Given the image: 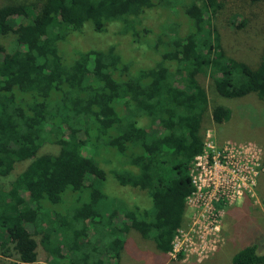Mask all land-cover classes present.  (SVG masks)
Wrapping results in <instances>:
<instances>
[{
    "label": "trees",
    "instance_id": "16d2710c",
    "mask_svg": "<svg viewBox=\"0 0 264 264\" xmlns=\"http://www.w3.org/2000/svg\"><path fill=\"white\" fill-rule=\"evenodd\" d=\"M223 7L224 0H0V36L14 35L11 47L0 42V176L30 160L9 190L0 186V255L10 259L0 264L36 263L40 246L48 254L41 264H119L132 229L159 251L172 249L210 110L199 76L224 98L264 100V50L256 66L226 52L215 22ZM114 21L131 37L128 51L69 50L87 22L104 32ZM231 112L216 104L211 117L221 124ZM48 143L58 152L40 153ZM93 156L113 158L102 160L111 177L148 193L152 210L110 207L109 173ZM68 189L87 190L88 199L64 213L57 205L67 209ZM229 264H264V253L252 243Z\"/></svg>",
    "mask_w": 264,
    "mask_h": 264
},
{
    "label": "rangeland",
    "instance_id": "374dc122",
    "mask_svg": "<svg viewBox=\"0 0 264 264\" xmlns=\"http://www.w3.org/2000/svg\"><path fill=\"white\" fill-rule=\"evenodd\" d=\"M8 1L10 0H3L5 3ZM243 20H246V26L241 29L237 28L236 25ZM215 22L226 52L230 56L245 60L256 66L264 50V0L257 2L224 0V7L216 17ZM13 40V34L0 36V42L7 47L13 45ZM68 45L69 50L74 53L89 49H106L111 45L115 46L120 53H124L130 48L131 37L123 31L118 21L111 22L108 30L104 32H95L92 24L87 22L82 32L73 33L70 36ZM141 53L145 54L144 51ZM141 53L132 50V54H135L138 58L141 57ZM199 80L207 89L210 100V110L202 124L204 138L207 131L210 130L218 145L226 141H232L251 146L260 151L261 162L264 167V100L256 94L227 99L216 93L208 76L201 74ZM216 104L227 105L231 108L232 112L229 120L221 124L214 123L211 117V109ZM58 150L59 146L48 143L43 145L40 153H57ZM87 152L91 153L89 149H87ZM93 158L100 165L103 164L109 173L103 187L105 191L110 193L108 199L105 200L110 207L111 204H116L115 207L121 209L126 204L128 208L136 205L141 207V211L144 208L152 210L153 203L148 193L133 187H119L118 183L111 177L109 163L113 158H110V156H93ZM106 159L109 160V163L102 162ZM29 163L30 160L18 161L8 174L0 176V186L4 191L10 189L12 181L26 169ZM63 197L64 199L69 198V203L65 206L67 209L63 207L64 203L62 204V202L57 206H60L61 212L65 213L67 210L75 208L80 202L87 201L88 191L74 192L68 189ZM221 211L222 216L218 231L219 242L216 248L201 260H198L195 255L189 256L186 261L188 264H229L237 251L252 243L258 245V253H264V169L259 175L253 195L246 194L245 197ZM189 224L190 218L186 211L182 227L188 228ZM128 236V238L134 237L136 240L141 241L140 232L137 230L132 229ZM130 242L127 241L126 247L128 246L130 251L125 253L122 264L163 263L161 258L143 253L141 247L133 251V245H128ZM95 243L92 244L95 246ZM142 244L150 248L154 246L151 237L145 238ZM39 249L40 260L33 264H41L47 260V252L41 246ZM100 251L101 249L97 253ZM129 255L130 257L127 259ZM168 256L171 259L169 254ZM9 260L0 255V261L9 262Z\"/></svg>",
    "mask_w": 264,
    "mask_h": 264
},
{
    "label": "built area",
    "instance_id": "2783aa9c",
    "mask_svg": "<svg viewBox=\"0 0 264 264\" xmlns=\"http://www.w3.org/2000/svg\"><path fill=\"white\" fill-rule=\"evenodd\" d=\"M263 169L260 151L232 141L218 145L208 130L203 152L190 167L194 188L186 199L190 224L176 231L168 252L171 259L186 262L189 256L207 257L219 242L221 210L246 194L253 195Z\"/></svg>",
    "mask_w": 264,
    "mask_h": 264
},
{
    "label": "crops",
    "instance_id": "0c3cea01",
    "mask_svg": "<svg viewBox=\"0 0 264 264\" xmlns=\"http://www.w3.org/2000/svg\"><path fill=\"white\" fill-rule=\"evenodd\" d=\"M141 235V234H140ZM132 240H133V244H132V241H131V243L130 244H128L129 246L130 245H133V251L135 250V249H138V248H142V252L143 253H145V254H151V255H153V256H155V257H158V258H161V260H163V263L162 264H168V263H170V262H172V263H170V264H188V262H183V261H181V260H172V259H170L169 258V256H168V253H164V252H161V251H159L157 248H156V246H155V244H154V242H153V248H150V247H148L147 245H145V244H142V241H145V238L144 237H142V235H141V241H138V240H136L134 237L132 238ZM128 251H130L129 250V248H128ZM217 255V254H216ZM215 255V256H216ZM214 256V257H215ZM129 257H130V255L127 257V259H129ZM123 261H124V259H121V261H120V264H122L123 263Z\"/></svg>",
    "mask_w": 264,
    "mask_h": 264
}]
</instances>
